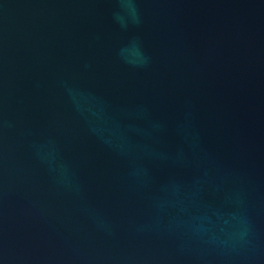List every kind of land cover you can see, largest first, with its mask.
I'll return each mask as SVG.
<instances>
[{
	"label": "water",
	"instance_id": "1",
	"mask_svg": "<svg viewBox=\"0 0 264 264\" xmlns=\"http://www.w3.org/2000/svg\"><path fill=\"white\" fill-rule=\"evenodd\" d=\"M0 264H264V0H0Z\"/></svg>",
	"mask_w": 264,
	"mask_h": 264
}]
</instances>
